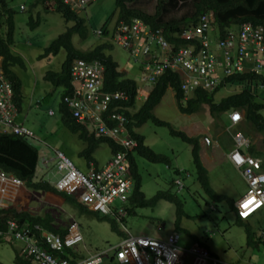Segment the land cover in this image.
I'll use <instances>...</instances> for the list:
<instances>
[{"label": "rangeland", "instance_id": "374dc122", "mask_svg": "<svg viewBox=\"0 0 264 264\" xmlns=\"http://www.w3.org/2000/svg\"><path fill=\"white\" fill-rule=\"evenodd\" d=\"M7 1L10 7L16 10L14 51L25 60L24 67L16 65L13 70L22 81L26 105L30 104L27 107V114L22 119H25L26 125L34 131L38 138L31 141L40 152L37 167L38 175L41 177L43 174L44 179H51L52 181H55L57 177V172L51 162L48 168L42 170L41 157L43 154L46 157L49 156V149L52 157L54 149L63 151L75 165L84 171L87 169L88 162L79 153L85 147V143L64 124L59 112L62 87L55 86L43 79L46 71L61 70L66 52L62 49L56 55L46 58L39 57L44 48L65 31L67 23L60 14L47 11L39 0ZM192 1L179 2L173 8L170 16L173 14L181 16L187 12L190 7H193ZM133 5L153 12L156 0H136ZM114 10V0H93L86 4L85 8L78 14L86 18L92 36L86 41L74 36V45L80 49H87L92 45L101 43L105 38H100L93 32L109 22L108 19ZM30 16H33L34 19L38 16L41 20L40 24L32 27L33 25L29 24ZM168 16L169 14H167ZM112 23L113 21L108 24L109 27L113 26ZM110 39L112 40L111 36ZM113 43V48L108 50V53L118 63L119 69L124 71L127 77L133 78L139 86L142 84L150 86L151 83L148 85L141 81L143 62L140 59H134L121 45L114 41ZM231 89L234 88L222 87L215 91V102L229 95ZM261 97H264V91H261L258 98L261 99ZM141 102L142 100L138 99L137 107L141 105ZM51 110L53 111L52 115H50ZM154 113L158 119L165 121L166 124L147 120L135 131L145 136L146 143L154 151L167 155L171 159V166L163 162H152L134 154L142 176L141 189L147 199L154 197L159 191H170L171 194L179 197L182 200L184 211L180 227L176 228L175 225V203L165 198L159 199L153 206L134 207L122 221L100 213L83 211L69 202L61 204L59 201L53 200L52 205L46 203L47 208H54L53 217L57 224L67 226L71 218L79 224L84 239L83 243L77 247L80 258L99 254L111 246L118 245L126 237L122 233L124 226H126L132 235L161 239H166L170 233L177 230L180 235L178 243L185 248H190L194 243H198L206 248L211 255L226 263L264 264V242L257 238L259 230L264 228V212L248 222L259 241L258 246H249L247 245L246 226L238 224L236 211L231 207L229 201L230 199L234 202L235 199L242 197L248 191L249 187L243 175L232 164L217 162L215 165L214 163L208 172L209 183L218 194H224L227 199L221 201L211 199L197 179L192 145L171 131L172 128L181 129L190 136H200V144L208 151L210 149L214 151L213 147L218 144V152L221 154L233 147V135L237 132L246 135L248 127L240 123L232 124L226 113L212 116L208 105L204 104L201 105L200 110L193 114L183 113L171 89L166 91L161 102L155 107ZM261 113L264 116V109L261 110ZM249 139L256 149L264 150L260 133L252 131ZM43 142L48 144L50 148L44 146ZM93 157L98 167H103L112 157L109 145L100 144ZM53 168L54 170H52ZM174 168L179 169L178 174ZM46 170L49 171L46 172ZM177 178L181 179L183 188L176 185L175 180ZM115 202L120 205L118 200ZM108 219H113L116 222L122 234L112 229ZM22 249L23 243L19 241H1L0 264H16L15 256L18 252L22 256ZM77 251L76 253H78ZM112 254L113 252L110 251L108 256H104L101 264H119L117 260H110ZM31 262L35 264V262Z\"/></svg>", "mask_w": 264, "mask_h": 264}, {"label": "built area", "instance_id": "2783aa9c", "mask_svg": "<svg viewBox=\"0 0 264 264\" xmlns=\"http://www.w3.org/2000/svg\"><path fill=\"white\" fill-rule=\"evenodd\" d=\"M63 1L74 10H82L92 0ZM212 21V13L204 14L197 25L184 30L182 36L190 43L175 53L166 51L167 43L159 30L151 31L140 20L131 23L121 21L113 41L125 48L134 59L143 62L142 82L153 85L158 77L171 69L179 74L181 89L186 95L200 88L212 91L227 76L235 73L248 72L264 78V25L245 22L236 30L226 31L223 38L214 34L216 51L210 45ZM95 34L101 36V29ZM152 43H156L158 50H151ZM71 68L73 94L64 100L72 115L85 126L89 134L110 138L119 148L103 167L91 163L87 171L79 169L61 150H55L51 160L41 157V165L48 167L51 162L55 167L57 179L54 185L58 191L72 196L92 211L122 221L127 214L126 204L134 184L129 153L138 146V142L129 134L128 118L116 107L119 101L127 99L126 91L105 89V65L100 60L77 59ZM258 87L264 90V81L259 82ZM149 90L139 86L136 98L146 99ZM13 94L11 82L0 69V133L16 134L33 140V132L16 121L18 111ZM50 113L53 114V111ZM229 118L232 123H237L242 119V114L234 110L229 113ZM234 139L235 146L229 157L249 187L237 202L240 215L247 218L264 211V158L240 150L248 143L241 133H237ZM175 183L183 188L180 178ZM22 185L20 178L0 169V193H5L9 186ZM8 199L0 197V207H4ZM116 200L120 205L116 204ZM78 227L76 221H70L66 234L62 236L38 224H19L15 219H9L7 226L0 229V237L23 243L22 256L35 264H101L110 251L119 264H231L211 255L198 243L190 248L180 246V235L176 231L166 239H161L132 235L126 226V237L118 245L99 254L80 258L77 246L83 243V237ZM38 233L40 239L36 242ZM261 240L264 241V229ZM67 248H73L79 256L74 257Z\"/></svg>", "mask_w": 264, "mask_h": 264}, {"label": "trees", "instance_id": "16d2710c", "mask_svg": "<svg viewBox=\"0 0 264 264\" xmlns=\"http://www.w3.org/2000/svg\"><path fill=\"white\" fill-rule=\"evenodd\" d=\"M47 11L60 14L67 23L64 32L59 34L49 46L44 48L40 58H46L51 55L58 54L62 49L66 52V58L61 64L60 71L48 70L45 72L43 79L51 82L55 86L62 87L61 101L59 104V112L64 124L78 137L84 141L85 147L80 151V156L87 159V162L94 163L93 154L96 148L106 143L112 152L118 150V145L114 140L107 137H95L87 132L85 126L75 118L64 100L73 94L72 84V64L77 59L84 60H100L105 65L104 86L107 91H126L127 99L118 102L117 111L122 112L128 118L129 134L138 142V146L134 151L129 153L130 170L133 177V190L126 205L127 212H131L134 207L153 206L161 198L168 199L176 205V228L180 227V221L184 214L183 203L179 197L170 193V191H159L154 197L147 199L141 189L142 176L136 164L135 155L144 157L152 162H163L171 166V159L162 153L154 151L146 143L145 136L139 134L135 129L146 122L153 120L159 124H166L165 121L158 119L154 113L155 107L161 102L168 89H171L178 102L181 112L193 114L200 110L201 105H208L212 116L221 115L233 109L243 110V119L240 124L248 127L246 137L250 138L252 131H256L262 135V143L264 145V116L261 110L264 109V97H260L258 83L264 81V78L252 73H235L227 76L225 80L214 90L208 91L200 88L186 95L181 89V79L177 72L167 69L164 74L157 78L155 84L150 86L146 99H141V105L137 107L136 98L138 93V83L133 78L127 77L125 72L119 69L118 63L114 60L108 50L113 48V39L117 31V26L121 21L131 23L134 20H140L151 31H160L167 43L166 51L175 53L180 48L189 45L190 41L182 36L187 28L197 25L204 14L212 13L213 31L210 33V45L212 50H216L214 42V34L223 38L225 32L230 29H238L245 22L264 25V0H156L153 12H148L134 4L136 0H114L115 10L108 19L109 22L101 26L102 35L105 39L101 43L92 45L87 49H80L73 43V37L78 36L81 40H87L92 36L86 18L79 16L78 12L71 8L68 3L63 0H39ZM93 1V0H92ZM90 1V2H92ZM192 1L193 7L181 16L170 14L173 12L175 5L179 2L186 3ZM191 10V11H190ZM167 14L169 16L167 17ZM15 15L16 10L10 7L7 0H0V69H2L5 77L11 82L14 95L13 101L21 108L23 103L22 81L18 74L13 70L16 65L25 66L24 58L14 51L15 46ZM29 24L34 27L40 24L41 20L37 16L29 17ZM113 21L112 27L109 23ZM95 34V32H93ZM110 36L112 40L110 39ZM197 43V42H196ZM199 44V43H198ZM197 46V44H196ZM151 50H158L156 43L151 44ZM262 80V81H261ZM232 87L230 94L222 98L218 102L214 100V93L219 88ZM239 124V123H238ZM171 130V129H170ZM175 135L181 137L184 141L192 145L193 162L196 166L197 179L204 191L211 199L221 201L227 199L224 194H218L210 185L208 171L202 165L200 152V136H190L181 129L171 130ZM247 151L252 155H264V150L256 149L253 143L248 146ZM39 162L38 147L31 143L27 138L16 134L0 133V169L8 174H12L20 178L24 184L33 190L50 191L62 196L65 202H69L78 206L83 211L89 210L86 206L79 203L72 196L64 192H58L57 189L49 181L34 180ZM178 174L179 169L174 168ZM231 207L232 201L229 199ZM208 204V202H207ZM16 219L19 222H29L30 225L38 224L46 230L65 235L67 228L56 223L51 212L44 215H33L28 211H20L13 208H0V228H5L7 219ZM238 218V217H237ZM112 229L119 231L116 222L108 219ZM238 224L246 226L247 245L258 246L259 241L251 230L248 222L238 218ZM120 232V231H119ZM121 233V232H120ZM122 234V233H121ZM35 239V238H34ZM40 239L39 233L36 235V242ZM0 237V242H1ZM68 252L71 250L66 249ZM67 256V254H63ZM73 256H78L73 253ZM16 264H32L31 260L20 256L19 252L15 256ZM110 260H115V255L110 256Z\"/></svg>", "mask_w": 264, "mask_h": 264}, {"label": "crops", "instance_id": "0c3cea01", "mask_svg": "<svg viewBox=\"0 0 264 264\" xmlns=\"http://www.w3.org/2000/svg\"><path fill=\"white\" fill-rule=\"evenodd\" d=\"M140 87L143 90L149 89V86H145L144 84H142ZM30 101H31V99H30ZM28 106H30V104L26 105L25 94L23 93V103H22L21 108L18 109L16 121L18 123H20L21 125H23L24 127L30 129L35 136L34 140H37L38 138L36 137L34 131L26 125L25 119H22L27 114V107ZM50 115H52V114L50 113ZM23 120L25 121V123ZM43 143H44V146H47L48 148H50V146H48V144H46L45 142H43ZM200 145H201V147H200L199 157H200L202 165L207 169L208 172H209V169L214 165V163H215V165L217 162H219V163L220 162H226V163L232 164L228 158V154L231 152L232 148L225 153L222 152L221 154H219L218 144L216 145V147H213L214 151L212 149H210L208 151L207 149L203 148L202 144H200ZM55 150H58V149H54L53 151H55ZM38 151H39V149H38ZM50 152L51 151L49 149L48 150L49 156L47 155V157H46L45 154H43L42 157H45L46 159L51 160L53 157H52V153H50ZM39 157H40V152H39ZM48 167L43 166L42 170H44L45 168H48ZM54 168L52 170H54ZM87 168H88V164H87ZM234 168L237 170L236 167H234ZM49 170H46V172H48ZM86 170H84V171H86ZM38 174L39 173L37 171L34 180H38V181L46 180V181H49L52 185H54V183L57 179V177H56L55 181H52L51 179H44L43 174L41 175V177H39ZM38 177H39V179H38ZM0 197L9 198L7 201L4 202V204H3L4 207L13 208V209L17 210L18 212L28 211L30 214H33V215H44L46 212H51L53 215V212H54L53 209L54 208H47L45 204L48 203L49 205H52L53 200H55V202L59 201L61 204L63 202H65L64 199L62 198V196L58 195L57 193H53L50 191L45 192L42 190H40V191L33 190V189L28 188L25 184L21 187L9 186L8 190L5 193H0ZM10 197H14L15 199L12 200ZM237 200L235 199V201H237ZM235 201H234V203H235Z\"/></svg>", "mask_w": 264, "mask_h": 264}, {"label": "clouds", "instance_id": "9594fccd", "mask_svg": "<svg viewBox=\"0 0 264 264\" xmlns=\"http://www.w3.org/2000/svg\"><path fill=\"white\" fill-rule=\"evenodd\" d=\"M77 12H79V11H81V10H76ZM96 35V34H95ZM98 36V35H97ZM137 60V59H136ZM151 86V85H150ZM258 89L260 90V92L259 93H261V91H264V90H261L259 87H258ZM14 95V94H13ZM234 110H238V111H240L241 112V114H242V119H243V110H240V109H233V110H231V111H228V112H226V114H227V117H228V119H229V121H230V118H229V113H231L232 111H234ZM17 111H18V107H17ZM242 119L239 121V122H237V123H232L231 121V123L232 124H238V123H240L241 121H242ZM237 133H241L246 139H247V141H248V143H247V145L246 146H244V147H242L240 150L243 152V153H246V154H249L248 153V151H247V148H248V146L250 145V143H252L251 142V140L248 138V137H246L242 132H237ZM236 133V134H237ZM235 134V135H236ZM91 135V134H90ZM235 135H233V141H234V146H235V139H234V136ZM95 137H97V136H95ZM208 138V137H207ZM35 139V138H34ZM33 139V140H34ZM29 140V139H28ZM33 140H29L30 142L31 141H33ZM115 142V141H114ZM205 142H206V138H205ZM207 142H209V141H207ZM32 143V142H31ZM116 143V142H115ZM117 144V143H116ZM118 145V144H117ZM119 146V145H118ZM234 146L232 147V149H231V151L233 150V148H234ZM259 150V149H258ZM262 150V149H261ZM112 152V151H111ZM113 153V152H112ZM231 153V152H230ZM230 153L228 154V158H229V161L232 163V165L234 166V167H236L235 165H234V163H233V161L231 160V158L229 157V155H230ZM249 155H252V154H249ZM252 156H256V157H259V158H264V155H260V156H258V155H252ZM90 162H89V164H88V166H90ZM93 165H95L94 163H92ZM77 166V165H76ZM96 166V165H95ZM78 167V166H77ZM96 167H98V166H96ZM79 168V167H78ZM237 168V167H236ZM80 169V168H79ZM88 169V168H87ZM238 169V168H237ZM239 170V169H238ZM83 171V170H82ZM87 171V170H86ZM240 171V170H239ZM247 183V182H246ZM55 184V183H54ZM23 185H24V182H23ZM22 185V186H23ZM54 187H55V185H53ZM56 189V188H55ZM58 191V190H57ZM58 192H60V191H58ZM247 193V192H246ZM245 193V194H246ZM244 194V195H245ZM131 195V194H130ZM243 195V196H244ZM242 196V197H243ZM242 197H239V199L237 200V201H235V203L234 202H232V206L234 207V210L236 211V214H237V217L238 218H240V219H242V220H244L245 222H249V220H253V219H255V218H257L258 216H260V215H262V213L264 212V211H259V212H257V213H255V214H253L252 216H250V217H247V218H245V217H242L241 215H240V213H239V209H238V205H237V202L240 200V198H242ZM0 208H8V207H0ZM88 208V207H87ZM89 209V208H88ZM90 210V209H89ZM95 212V211H94ZM97 213V212H96ZM127 214H128V212H127ZM10 219H13V218H10ZM9 219H7V221H8ZM16 220V219H15ZM123 220V219H122ZM17 221V220H16ZM70 221H76L75 219H73V218H71L70 219ZM19 224H23V223H27V224H30L29 222H19V221H17ZM77 222V221H76ZM70 223V222H69ZM7 224V223H6ZM79 225V224H78ZM7 226V225H6ZM62 226V225H61ZM67 227L66 225H64L63 224V227ZM79 228V227H78ZM0 229H3V228H0ZM264 228H261L260 230H259V236H257V238L260 240V241H262V242H264L263 240H261V232H262V230H263ZM79 232L81 233V231H80V229H79ZM176 232H177V230H176ZM123 234H125L124 232H122ZM81 235H82V233H81ZM126 235V234H125ZM82 237H83V235H82ZM1 240L2 241H6V242H12V241H8V240H5V239H2L1 238ZM83 241H84V239H83ZM78 247V246H77ZM71 251V254L73 255V253H76V251L75 250H73V248H69ZM78 249V248H77ZM78 254V253H77ZM114 254V253H113ZM79 255H80V252H79ZM78 255V256H79ZM115 260H116V258H115ZM118 262V261H117Z\"/></svg>", "mask_w": 264, "mask_h": 264}]
</instances>
